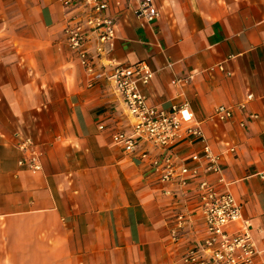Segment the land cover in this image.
<instances>
[{"label":"crops","instance_id":"crops-1","mask_svg":"<svg viewBox=\"0 0 264 264\" xmlns=\"http://www.w3.org/2000/svg\"><path fill=\"white\" fill-rule=\"evenodd\" d=\"M109 1L117 37L96 68L146 61L155 72L144 88L150 104L189 102L221 155L224 181L208 179L242 203L264 248V0H154L153 22L128 0ZM70 17L60 0H0V264H185L207 234L197 183L162 182L140 156L154 147L142 141L130 152L115 141L131 119L112 84L92 82L68 44ZM87 50L95 53V39ZM220 105L231 118L214 116ZM26 136L38 170L18 164ZM200 147L174 148L186 156Z\"/></svg>","mask_w":264,"mask_h":264},{"label":"built area","instance_id":"built-area-1","mask_svg":"<svg viewBox=\"0 0 264 264\" xmlns=\"http://www.w3.org/2000/svg\"><path fill=\"white\" fill-rule=\"evenodd\" d=\"M60 1L71 12L63 30L66 40L77 51L92 82L106 79L123 98L132 131L116 132L115 141L130 152L138 149L142 141L154 147L157 152L142 149L140 156L148 162L150 172L160 176L162 182L181 186L197 183L195 193L207 234L200 244L191 246L183 254L182 261L185 264H264V248L258 246L252 223L243 214L242 203L231 192L219 190L207 177L217 174L219 181H224L221 155L213 150L210 138L194 118L189 102L174 103L170 108L150 104L144 88L150 84L155 72L146 61L116 64L112 71L96 68V58L105 55L117 37L118 17L107 13L109 0ZM128 1L138 17L147 22L159 19L161 12L154 0ZM117 4L121 5V2ZM93 39L96 40V50L90 54L87 44ZM188 79L177 78L172 83L184 85ZM252 98L253 94H248L247 99ZM240 107L244 108L245 104ZM232 115V108L224 105L218 106L214 112V116L221 120ZM251 117L257 118L258 115L251 114ZM182 141L200 144V150L179 156L174 147ZM17 148L21 153L18 160L21 167L40 168L39 154L31 138H19ZM177 217L179 226H182L186 221L185 214L180 213Z\"/></svg>","mask_w":264,"mask_h":264}]
</instances>
